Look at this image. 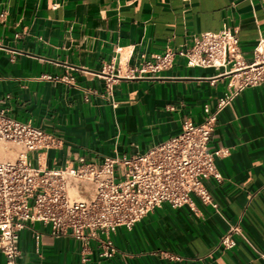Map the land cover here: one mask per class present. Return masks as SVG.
<instances>
[{
    "label": "crops",
    "instance_id": "obj_1",
    "mask_svg": "<svg viewBox=\"0 0 264 264\" xmlns=\"http://www.w3.org/2000/svg\"><path fill=\"white\" fill-rule=\"evenodd\" d=\"M224 23L252 62L264 36V0H0V109L57 139L28 154L37 168L145 153L186 120L201 124L204 105L215 108L240 76L190 67L181 56L171 67L140 70ZM210 147L226 151L216 159L222 180L206 182L218 209L197 197L193 206L162 205L111 235L110 260H99L95 240L84 250L31 223L20 232L18 264H264V82L220 112ZM0 152L6 161L19 149L0 143ZM95 190L77 180L68 187L75 200L93 199ZM230 225L243 235L227 250L219 243Z\"/></svg>",
    "mask_w": 264,
    "mask_h": 264
},
{
    "label": "built area",
    "instance_id": "obj_2",
    "mask_svg": "<svg viewBox=\"0 0 264 264\" xmlns=\"http://www.w3.org/2000/svg\"><path fill=\"white\" fill-rule=\"evenodd\" d=\"M176 56L184 57L190 67H226L240 76L239 84L220 98L215 108L204 105L201 124L186 120L178 134L142 154L106 157L101 163L81 158L75 166L37 168L28 154L55 146L57 139L0 109V143L19 149L14 160L0 161V252L6 264H18L20 232L31 223L50 226L55 237L79 240L84 250L95 240L99 260H110L117 253L111 235L121 227L132 230L162 205L193 206L197 197L218 209L206 182L222 180L216 159L226 151L210 147L211 135L220 112L244 88L264 82V36L258 39L252 62L247 63L237 32L224 23L218 32L202 33L190 48L167 49L140 72L146 67H171ZM73 180L93 183L94 198L72 199L68 187ZM237 235H243L239 225H230L219 246L235 248Z\"/></svg>",
    "mask_w": 264,
    "mask_h": 264
},
{
    "label": "rangeland",
    "instance_id": "obj_3",
    "mask_svg": "<svg viewBox=\"0 0 264 264\" xmlns=\"http://www.w3.org/2000/svg\"><path fill=\"white\" fill-rule=\"evenodd\" d=\"M10 153H12V152H10ZM16 157H17V153H14V157L12 160H14Z\"/></svg>",
    "mask_w": 264,
    "mask_h": 264
},
{
    "label": "bare ground",
    "instance_id": "obj_4",
    "mask_svg": "<svg viewBox=\"0 0 264 264\" xmlns=\"http://www.w3.org/2000/svg\"><path fill=\"white\" fill-rule=\"evenodd\" d=\"M1 153V152H0Z\"/></svg>",
    "mask_w": 264,
    "mask_h": 264
}]
</instances>
